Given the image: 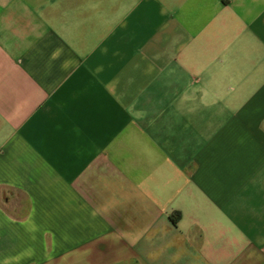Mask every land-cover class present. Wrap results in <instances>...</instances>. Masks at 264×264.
I'll return each mask as SVG.
<instances>
[{"label": "crops", "instance_id": "0c3cea01", "mask_svg": "<svg viewBox=\"0 0 264 264\" xmlns=\"http://www.w3.org/2000/svg\"><path fill=\"white\" fill-rule=\"evenodd\" d=\"M0 264H264V0H0Z\"/></svg>", "mask_w": 264, "mask_h": 264}]
</instances>
